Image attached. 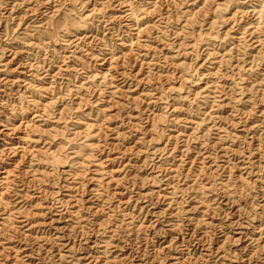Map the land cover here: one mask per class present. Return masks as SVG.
<instances>
[{
  "label": "rangeland",
  "instance_id": "obj_1",
  "mask_svg": "<svg viewBox=\"0 0 264 264\" xmlns=\"http://www.w3.org/2000/svg\"><path fill=\"white\" fill-rule=\"evenodd\" d=\"M0 264H264V0H0Z\"/></svg>",
  "mask_w": 264,
  "mask_h": 264
},
{
  "label": "bare ground",
  "instance_id": "obj_2",
  "mask_svg": "<svg viewBox=\"0 0 264 264\" xmlns=\"http://www.w3.org/2000/svg\"><path fill=\"white\" fill-rule=\"evenodd\" d=\"M90 128H87V131L89 130ZM91 132H88V135L90 134Z\"/></svg>",
  "mask_w": 264,
  "mask_h": 264
}]
</instances>
